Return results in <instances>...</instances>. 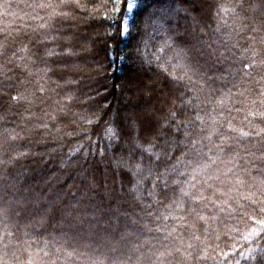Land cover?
<instances>
[{"label":"trees","instance_id":"trees-1","mask_svg":"<svg viewBox=\"0 0 264 264\" xmlns=\"http://www.w3.org/2000/svg\"><path fill=\"white\" fill-rule=\"evenodd\" d=\"M139 4L0 0V264H264V0Z\"/></svg>","mask_w":264,"mask_h":264},{"label":"snow or ice","instance_id":"snow-or-ice-1","mask_svg":"<svg viewBox=\"0 0 264 264\" xmlns=\"http://www.w3.org/2000/svg\"><path fill=\"white\" fill-rule=\"evenodd\" d=\"M120 2H121V0H117V3L118 4ZM123 2L125 3V16L126 17L128 15L132 14L134 12V10H136L140 6L139 0H123ZM122 31H123L124 34H127L128 33L129 28H128V26L126 24L123 26ZM109 131H111V129ZM113 135H115V133H113ZM146 135L149 138V147H144V145L141 144L139 140L135 141V144H136V147L137 148H142L143 151L149 152L151 154V147L154 146V141L152 139L151 129L148 130V132L146 133ZM243 135H248V133H243ZM159 158L160 157L157 155L156 156V159L159 160ZM193 179H195V178L193 177ZM190 188H195V185L194 184L193 185H190ZM181 191H182V195L183 196L189 197L190 199L193 200V202L198 201V200L205 199V197L203 196V193L202 192H192L190 190L189 191H185L183 189ZM262 211H264V210H262ZM201 219H204V217H201ZM253 219L255 220V217H253ZM255 223L257 225L264 226V219L255 220ZM249 235L259 236L260 235V232L257 231L256 229H253L252 232L249 233ZM245 239H247V237H245Z\"/></svg>","mask_w":264,"mask_h":264},{"label":"rangeland","instance_id":"rangeland-1","mask_svg":"<svg viewBox=\"0 0 264 264\" xmlns=\"http://www.w3.org/2000/svg\"><path fill=\"white\" fill-rule=\"evenodd\" d=\"M140 1H141V0H139V2H140ZM132 14H133V13H132ZM132 14L128 15L127 17L125 16L123 26L126 24V25L129 27V23H130V21H131ZM141 95H143V94H141Z\"/></svg>","mask_w":264,"mask_h":264}]
</instances>
